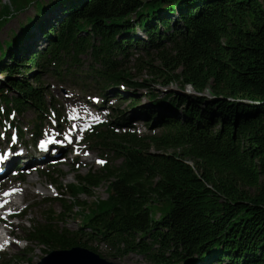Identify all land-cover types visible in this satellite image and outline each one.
Listing matches in <instances>:
<instances>
[{
  "label": "trees",
  "instance_id": "obj_1",
  "mask_svg": "<svg viewBox=\"0 0 264 264\" xmlns=\"http://www.w3.org/2000/svg\"><path fill=\"white\" fill-rule=\"evenodd\" d=\"M7 1L0 27L31 2ZM49 1L0 43V116L34 109L41 118L51 99L44 74L91 80L119 98L144 90L152 103L139 110L158 132L118 134L111 125H125L122 116L97 128L88 141L119 164L75 175L72 202L33 224L27 241L51 250L103 242L152 264H264V0ZM32 28L46 42L39 50L25 46ZM138 51L145 59L133 60ZM83 55L88 71L73 74ZM187 86L210 98L184 94ZM103 184L107 198L84 212L78 197ZM78 210L80 226L69 230L64 218Z\"/></svg>",
  "mask_w": 264,
  "mask_h": 264
},
{
  "label": "rangeland",
  "instance_id": "obj_2",
  "mask_svg": "<svg viewBox=\"0 0 264 264\" xmlns=\"http://www.w3.org/2000/svg\"><path fill=\"white\" fill-rule=\"evenodd\" d=\"M0 3L4 4L8 3V1L0 0ZM43 5L49 6L50 1L31 0L30 5L26 6L24 10H22L21 12H15L12 18H10L5 25L0 27L1 46L4 47V42L10 41L13 34H19L21 26L23 27L25 24H27L28 19L34 18L36 16V13L40 11V8ZM56 11L57 10L53 9L49 10L50 13L47 12L42 16H38L37 21L48 19L49 17L53 16ZM31 34H34V36L30 38ZM137 35L143 38L141 32H138ZM41 37L42 36L40 35L39 31H37L35 28L30 29L28 37L29 40L28 43L25 44V46L27 48H30L37 45L36 49H41L46 43L45 40L41 39ZM144 57H146V55L141 51L133 52V60L145 59ZM79 59L80 64H76L78 65V67L75 66L74 69L71 70V72L73 74L81 76L85 73V71H88V66L91 64V59L87 55H83ZM153 59L154 58H150L151 61H153ZM155 60L157 61V58ZM71 63L72 61L69 58H65L62 70L66 71L67 67L70 66ZM127 66L133 74V78L136 77L135 69H133V67H135V62L130 63ZM2 79L3 75L0 74V81ZM42 79L46 81V84L49 85V91L52 95L51 101L54 103V108L57 111L58 117L62 116V120L59 122L56 121V125H61V128L65 125V130L63 132H66L69 129L68 126L72 123L70 119L71 114L67 113L66 109L73 108L79 110L82 108V106H84V109L87 108L88 110L96 109V111L102 115L103 121L105 123H115L117 121V117L122 116L126 123L124 121H120L125 125L121 127L115 126V132L118 134L132 131L135 132L138 136H151L158 132V130H149V128L146 126V123L149 122L150 119L146 113L140 112L139 109L147 107L148 104H151L152 102H148L145 98H143V95H141L140 92L134 95L133 93L128 91L124 97L118 100L116 98V93H108L106 97L102 95L98 91V85L91 80H86L84 86L78 87L75 86L69 78L58 81L57 77L47 76L43 74ZM156 89L164 92L167 91L166 88H163L158 84H156ZM167 89L175 91L176 88L174 86H168ZM183 93L185 94V91ZM195 96L210 98L208 94H196ZM92 98H95L96 100H98V102L94 103L92 101ZM132 98H138V102L136 103V107L134 108H130L129 106L130 100ZM155 101L158 100L155 99ZM50 116H52L51 113H49L48 115H42L41 118L37 120L38 114L34 109H25V111L18 117L15 125L17 127H20L25 133L22 138L19 139L18 143H22V145L25 147L26 153L35 152V149H30L29 147V143H32L31 136L28 132L31 126L34 124V122H38L36 130L37 133H46L52 130L53 127L49 124ZM1 121L2 118H0V134L3 133V127H5L3 126V122L1 123ZM129 122L131 123L132 128H129V125L127 124ZM149 123L153 128H155L154 121H150ZM7 145L8 142L2 141L0 136V151L5 149ZM81 150L86 153H84L85 156L82 158L80 156L77 157L78 163H74L72 155L69 160L57 166L49 167L46 165L42 166L41 169L40 166H38L36 168V171L33 170V173L31 168L26 167L27 173L30 174L29 176L19 173L18 176H22V178L11 177V183H6L4 181L0 182V194L4 193L3 190H7L9 188H17L20 191L25 190L27 192L25 195H22V193H17L18 195H20V197L18 196L19 198H15H17V202L20 201L19 203H17L13 198L16 205H13V208L9 210L15 209L17 211H20L24 206H26L27 211L22 220H12V224L9 223L8 226L6 224L3 225V228L6 231L10 229L13 230L11 236H13L16 240L14 241L12 237L10 238V240H13L11 242L12 244L6 249L2 248L4 252L0 253V258L5 257L7 259H11L12 263L14 264H36L43 256H45L44 251L50 252L51 249L39 246L35 242L29 243L26 241L27 238H29L28 233L31 230L32 224L40 222L43 223L45 216H50L51 214L57 215L59 212L64 211L63 206L65 205V203L69 204V202H72L69 196H67L66 190L64 188H68V185L75 182V175L83 176L89 170L96 171L100 169L101 166L99 163H97L96 159L100 158L105 161L109 160V165L119 164V162L117 161L112 162L110 156H100V151L96 146L82 145ZM58 155V152L54 151V154L51 157H56ZM89 155L90 157H87ZM32 158L34 157L27 156V158L25 157L19 161V158L14 157L11 160V165L16 163L15 166H18L20 168L23 165V161H27ZM35 159H38V157H35ZM57 161V159L51 158L52 164L57 163ZM9 163L10 159L6 157L3 160L4 166L6 167L7 165H9ZM17 182H19L18 186H16ZM50 185H52L59 193L65 191L64 198H57L55 191ZM107 196L108 191L106 190L105 184H103L98 188L92 190L91 197L80 195L78 199L80 202L86 203L84 212L89 213V210H87V208L92 207L93 201H95L96 199L104 200L107 198ZM9 210H7L6 212H8ZM79 213L80 210H78V213L76 214H73V212H71L70 214H66L67 216H65L64 218L66 222L65 225L69 230L75 231L80 226L78 220H82L83 217L80 216ZM89 246L90 250H94L93 252L98 254L101 258H104L112 263L152 264L142 255H138L136 253L116 254L114 249L102 242L99 244H90Z\"/></svg>",
  "mask_w": 264,
  "mask_h": 264
},
{
  "label": "water",
  "instance_id": "obj_3",
  "mask_svg": "<svg viewBox=\"0 0 264 264\" xmlns=\"http://www.w3.org/2000/svg\"><path fill=\"white\" fill-rule=\"evenodd\" d=\"M36 264H118L101 258L96 253L82 248L55 249L43 256Z\"/></svg>",
  "mask_w": 264,
  "mask_h": 264
},
{
  "label": "bare ground",
  "instance_id": "obj_4",
  "mask_svg": "<svg viewBox=\"0 0 264 264\" xmlns=\"http://www.w3.org/2000/svg\"><path fill=\"white\" fill-rule=\"evenodd\" d=\"M185 93L186 94H194L195 95V93L190 89V87H186V89H185ZM27 192L24 190V191H22V195H25ZM18 196H20V195H18L17 193L16 194H14V195H12V194H9V195H6V196H3L2 198L0 197V205H2V206H0V210H2V209H5V207L8 205V204H13L14 203V200H13V198H15V197H18ZM6 202V203H5ZM3 225H5V222L4 221H0V232H1V234H5L6 236H11V234H12V229H10V230H8V231H6L4 228H3ZM1 238H0V242H1Z\"/></svg>",
  "mask_w": 264,
  "mask_h": 264
},
{
  "label": "snow or ice",
  "instance_id": "obj_5",
  "mask_svg": "<svg viewBox=\"0 0 264 264\" xmlns=\"http://www.w3.org/2000/svg\"><path fill=\"white\" fill-rule=\"evenodd\" d=\"M66 139H68L69 140V142L71 143V138L70 137H66ZM43 146V145H42ZM10 193L9 192H5L4 193V195H9ZM6 203V202H5ZM0 206H2V205H0Z\"/></svg>",
  "mask_w": 264,
  "mask_h": 264
}]
</instances>
